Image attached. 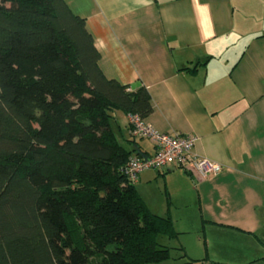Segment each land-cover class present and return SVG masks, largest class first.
<instances>
[{"label": "trees", "instance_id": "16d2710c", "mask_svg": "<svg viewBox=\"0 0 264 264\" xmlns=\"http://www.w3.org/2000/svg\"><path fill=\"white\" fill-rule=\"evenodd\" d=\"M100 58L65 0H0V264L171 259V217L153 212L122 171L153 154L139 146L147 139L129 123V136L114 128L117 112L147 122L151 96L107 78ZM170 169L192 176L148 171Z\"/></svg>", "mask_w": 264, "mask_h": 264}, {"label": "crops", "instance_id": "0c3cea01", "mask_svg": "<svg viewBox=\"0 0 264 264\" xmlns=\"http://www.w3.org/2000/svg\"><path fill=\"white\" fill-rule=\"evenodd\" d=\"M65 2L85 19L104 75L149 91L146 121L196 137L194 153L221 167L201 180L175 169L144 178L161 177L171 204L194 220L235 228L255 247L235 255L239 264H264V0ZM114 122L129 136L125 115ZM146 141L141 150L154 153Z\"/></svg>", "mask_w": 264, "mask_h": 264}, {"label": "rangeland", "instance_id": "374dc122", "mask_svg": "<svg viewBox=\"0 0 264 264\" xmlns=\"http://www.w3.org/2000/svg\"><path fill=\"white\" fill-rule=\"evenodd\" d=\"M146 145H148L147 141ZM150 172L152 171L143 172L140 175L142 180L136 185V188L153 212L160 216L170 215L174 229L179 233L177 239L170 241L166 238L163 239L165 245L172 248L171 259L167 264H239L235 260L236 254L239 261L244 257H240L239 252L247 254L251 251L250 253H255V247L245 244V238L241 234H236L237 231L233 233L235 228L222 224L221 230H218L219 228L214 227L210 220L201 219L198 216V221H196L195 218H191V213H188L186 209L180 207L177 209L173 203L171 204L169 196L164 191L161 177L152 180L144 178ZM236 240L242 241L240 242L241 246ZM181 247L186 258H179L182 252L178 249ZM257 250L261 255H264L263 250Z\"/></svg>", "mask_w": 264, "mask_h": 264}, {"label": "built area", "instance_id": "2783aa9c", "mask_svg": "<svg viewBox=\"0 0 264 264\" xmlns=\"http://www.w3.org/2000/svg\"><path fill=\"white\" fill-rule=\"evenodd\" d=\"M130 133L135 138L147 139L155 147L154 153L147 158L130 157L123 168L128 180L136 184L139 176L148 170H158L167 166L181 167L196 179H207L218 174L221 167L199 157L194 153L197 138L181 134L160 133L138 115H128Z\"/></svg>", "mask_w": 264, "mask_h": 264}]
</instances>
